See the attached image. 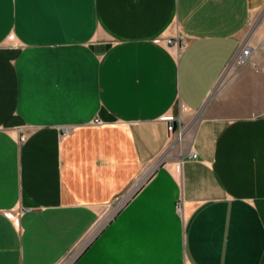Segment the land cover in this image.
Listing matches in <instances>:
<instances>
[{
    "label": "crops",
    "instance_id": "obj_1",
    "mask_svg": "<svg viewBox=\"0 0 264 264\" xmlns=\"http://www.w3.org/2000/svg\"><path fill=\"white\" fill-rule=\"evenodd\" d=\"M263 10L0 0V264H264Z\"/></svg>",
    "mask_w": 264,
    "mask_h": 264
},
{
    "label": "built area",
    "instance_id": "obj_2",
    "mask_svg": "<svg viewBox=\"0 0 264 264\" xmlns=\"http://www.w3.org/2000/svg\"><path fill=\"white\" fill-rule=\"evenodd\" d=\"M11 38H13V36H11ZM166 41H167L166 42L167 44L177 43L174 38H167ZM157 42H162V39H158ZM259 48L264 51V38L262 39V41H261V43H260L258 48H255V47L251 46L247 42L245 43V45L242 44L240 49L238 50V52L235 53L233 61L237 65H244V64L246 65V63L250 60L252 52H254L256 49H259ZM182 110H184V108H182ZM181 120H182V115L173 116L169 120V124H170L169 129H170V131L172 133L178 134L179 137H182V134L184 133V129L182 127L180 128L178 126V123H177V122H179ZM97 122L99 123L101 121L97 120ZM26 138H27V134H22L20 140L24 141ZM179 209L182 210V207L179 206ZM17 215L18 214H16L15 212H8V217H10L12 219H15Z\"/></svg>",
    "mask_w": 264,
    "mask_h": 264
},
{
    "label": "rangeland",
    "instance_id": "obj_3",
    "mask_svg": "<svg viewBox=\"0 0 264 264\" xmlns=\"http://www.w3.org/2000/svg\"><path fill=\"white\" fill-rule=\"evenodd\" d=\"M254 26H255V21L254 20H252L247 26H246V28L245 29H247L248 30V33H253L254 32ZM245 43H246V41L245 42H243V44L245 45ZM248 43V42H247ZM257 51H259L260 50V52H264L263 50H261L260 48L259 49H256ZM233 60H234V58H233ZM230 66L231 67H235V66H242V65H237L234 61H232L231 62V64H230ZM230 66H228V67H230ZM228 69V68H227ZM219 86H221V82H218V87ZM196 121H197V118L196 119H194L191 123V127L189 128V129H193V127H195V124H196ZM188 129V130H189ZM176 136L178 137V139L176 140V141H174V143L169 147V150L171 151V150H173V149H177L178 147H177V145H179L182 141H179V136H178V134H176ZM169 153V152H168ZM162 161V160H161ZM140 183H141V181H140ZM86 240V239H85ZM84 240V241H85ZM82 243L83 242H81L80 244H79V246H77L72 252H71V254H68L66 257H65V259L60 263V264H73V262L76 260V258L75 257H77V255L79 254H77V255H75L76 253H77V251L79 250V248L82 246Z\"/></svg>",
    "mask_w": 264,
    "mask_h": 264
},
{
    "label": "water",
    "instance_id": "obj_4",
    "mask_svg": "<svg viewBox=\"0 0 264 264\" xmlns=\"http://www.w3.org/2000/svg\"><path fill=\"white\" fill-rule=\"evenodd\" d=\"M263 12H264V10H263ZM263 12H261V14L259 15V18L260 17H262L261 15H262V13ZM158 164L156 165V167H155V169L156 168H158L161 164H162V161L161 160H159V162H157ZM149 177L147 176L146 178H145V181H146V179H148ZM132 195H134V194H132ZM120 210H122V206H120L116 211H115V213H113V215H115L116 213H118ZM112 220V218L110 219V221ZM78 257V256H77ZM77 259V258H76Z\"/></svg>",
    "mask_w": 264,
    "mask_h": 264
},
{
    "label": "bare ground",
    "instance_id": "obj_5",
    "mask_svg": "<svg viewBox=\"0 0 264 264\" xmlns=\"http://www.w3.org/2000/svg\"><path fill=\"white\" fill-rule=\"evenodd\" d=\"M182 138H183V136H182V137H179V141H181ZM84 249H85V248H84ZM81 252H82V251H81ZM81 252H80V253H81ZM80 253H79V254H80ZM79 254H78V255H79ZM78 255H77V256H78ZM75 258H77V257H75Z\"/></svg>",
    "mask_w": 264,
    "mask_h": 264
}]
</instances>
